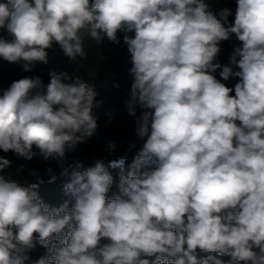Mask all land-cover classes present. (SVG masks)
<instances>
[{"label": "clouds", "instance_id": "9594fccd", "mask_svg": "<svg viewBox=\"0 0 264 264\" xmlns=\"http://www.w3.org/2000/svg\"><path fill=\"white\" fill-rule=\"evenodd\" d=\"M236 3L230 23L232 11L217 14L207 0H0L8 34L0 58L25 71L47 63L54 42L77 63L85 39L120 43L123 33L133 65L128 112L143 109L135 122L143 143L127 172L126 156L76 162L58 207L38 183L7 173L12 162L0 156V264H25L37 237L46 253L35 264H211L197 249L264 264V0ZM233 35L239 45L222 66L221 42ZM221 68L232 87L215 77ZM49 77L0 89V150L64 169L95 135L102 102L79 75ZM116 147L107 142L109 154ZM109 168L121 169L111 198Z\"/></svg>", "mask_w": 264, "mask_h": 264}, {"label": "trees", "instance_id": "16d2710c", "mask_svg": "<svg viewBox=\"0 0 264 264\" xmlns=\"http://www.w3.org/2000/svg\"><path fill=\"white\" fill-rule=\"evenodd\" d=\"M207 2L217 14L223 8L230 9L232 15L228 19L230 23L234 22L237 7L236 0H207ZM0 35L7 37L8 34L6 30H0ZM123 35V33H118L120 43H114L106 37L99 43L91 38L85 39L87 57L79 59L77 63L70 62L62 48L55 42L51 48L46 50L48 53L47 63L36 62L31 71H25L22 64H12L0 58V89H7L14 80L25 77L39 76L47 84L50 81V72H67L73 77L79 75L82 80L94 85L97 93L96 100L102 102L93 110L98 124L95 135L86 142L79 144L75 151L67 154L64 169L58 166L55 161H44L39 156L27 160L18 157L11 151L4 153L0 150V156H4L12 162L11 167L6 172L11 173L14 179L21 182L38 183L37 191L40 197L52 207L60 206L67 199L63 193V185L70 179V166L76 162H82L86 168L92 166L97 159H103L107 165L109 161L126 156L124 165L126 173L136 151L142 146L143 142L138 140L135 134V122L143 109L137 106L136 114L130 115L127 107L132 82L129 73L133 65L127 46L123 43ZM238 45L239 41L234 35L230 40L221 42L219 63L222 66L229 65V58ZM221 70L222 68L217 69L214 73L215 77L225 83L226 86L232 87L235 81H223L220 76ZM108 141H113L117 145L115 152L112 154L107 151ZM21 165L24 166L23 171L17 173V168ZM48 168L52 169L51 174L47 172ZM64 170H68L69 175L62 174ZM108 170L114 180L107 194L108 198H111L113 195L120 194L118 184L121 169L109 168ZM32 171L38 173V178L31 175ZM103 243H107V240H102L101 244ZM34 244L35 247L28 253L29 259L25 261V264H35V261L46 253V249L38 243V237ZM196 255L198 259L212 256L214 259L211 264H214L215 260L222 261V264H231L232 260L230 256L205 253L199 249H197ZM150 260L154 264L156 257H151Z\"/></svg>", "mask_w": 264, "mask_h": 264}]
</instances>
